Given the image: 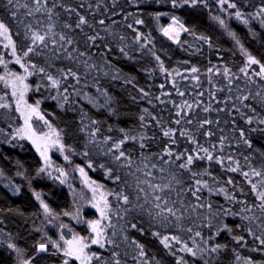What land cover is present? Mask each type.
Segmentation results:
<instances>
[{
  "label": "trees",
  "instance_id": "obj_1",
  "mask_svg": "<svg viewBox=\"0 0 264 264\" xmlns=\"http://www.w3.org/2000/svg\"><path fill=\"white\" fill-rule=\"evenodd\" d=\"M53 3L57 5L53 12L59 14L53 16L54 32L71 38L73 44L60 42L53 45L49 40L47 49L36 48L41 55L30 53L24 57L23 52L30 45L24 37V25L30 23L43 34L49 23L44 0H41L40 12H34L35 0H14L13 5L0 0V20L8 25L16 44V55L21 57V64L27 66L25 71L21 65L7 63L4 58L6 63L0 64V76L4 77L0 80V97L3 98L0 104L9 105L0 108V264H18L16 252L7 247L8 243L22 249L24 260L31 258V264H62L60 255L48 253L50 248L47 253H36L42 239L43 217L33 193H39L57 216L68 212L71 207L68 192L41 175L39 157L17 136V129H21L20 112L8 90L7 77L21 75L23 71L29 77L30 101L36 106V102H40L39 114L48 126L61 134L65 145L69 163L66 165L56 160L58 168L66 172L83 168L90 181L102 188L110 202L111 220H104L105 247L92 248V253L99 254L102 259H94L91 264H117V261L119 264H177L181 257L187 264H204L199 257L180 251L184 243L194 250L196 246L226 245L211 257L205 255L210 264H245L249 258L253 264H264V246L247 231L251 228L255 235L264 238V213L256 207L260 201L249 183L250 179L259 187L260 178L251 176V169H264V124L259 123L264 119V78L255 75L260 71L258 64L248 66L244 51L264 64V24L260 22L264 17L254 18L264 0H227L223 4L219 0H206L205 4L178 8L172 7L171 0H48L46 7H52ZM228 3H236L248 23L237 19L236 9L229 8ZM68 7L76 11L68 12L65 10ZM13 11L16 18L12 17ZM29 11L34 14L29 16ZM77 13L85 16L88 24L76 28ZM158 13L167 15H160L157 19ZM173 16L189 30L182 31L177 40L161 31L172 24ZM217 16L227 27L213 19ZM138 19L143 20V24H136ZM100 20L105 23L101 25ZM65 24L71 28H65ZM229 32H234L236 37ZM97 33L103 39L92 44L88 37ZM138 34H141L139 41L136 39ZM201 36L208 40L200 39ZM55 38L58 40V36ZM120 48H124L128 55L122 54ZM67 52L72 56L68 57ZM153 53L160 57L159 61ZM0 55L3 54L0 52ZM161 62L164 71H161ZM32 64L36 67H31ZM192 67L199 71L192 73ZM40 68L44 69L43 73L39 72ZM210 68L211 72L208 71ZM225 68L229 69L227 76L224 75ZM241 68H246V73L241 72ZM68 69L77 73L79 82L71 76L65 77ZM48 76L59 80V87L53 86ZM194 76L197 79H193ZM185 102L192 108H187ZM204 108L209 111L205 112ZM177 112L181 115L178 116ZM249 117L253 118L251 124L247 123ZM177 119L180 124L175 123ZM204 120L212 123L200 128ZM92 121L97 123L93 125ZM96 128L99 131L95 141L89 143ZM168 129L175 130L172 137L163 135ZM185 130L197 144L180 135ZM241 130L244 131L243 138ZM209 131L212 136L205 135ZM125 135L137 137L122 146L135 162L131 171L147 164L144 171L153 173V183H167L173 175L181 181V185H174L172 193V199L183 201L182 205H175L183 213L178 227L174 220L172 224L162 226L147 215L126 214L124 208L128 206L111 194L120 191L123 184L113 182L106 175L105 168L115 165L112 154L103 155L101 150L107 152L113 141H119ZM109 136L112 141L105 144L104 138ZM221 138L224 139L223 145ZM244 139L251 141V148L245 145ZM141 143L145 144L144 148L140 147ZM197 145L210 151L215 145L213 155L224 158V163L195 160L190 171L180 169L179 164L185 161L183 158L177 160L176 156L181 153L195 156ZM165 147L173 153L171 158L164 156L165 160H170L166 165L159 161ZM85 152L88 154L84 155ZM200 155L204 154L201 152ZM229 155L233 161H238V171L228 170L237 167L235 162L226 159ZM245 157H248L247 161ZM152 164L157 168L152 169ZM161 167L165 172L158 171ZM128 171L123 168L120 174L123 176ZM243 172H249V177L246 178ZM137 176L141 180L145 178L143 173H137ZM230 179L231 184L228 183ZM196 180L207 181L208 188L212 189L209 192L208 188H203L198 192L199 200L188 191L199 187ZM128 182L133 184L134 178L128 177ZM181 188L184 191L177 197L176 192ZM221 188L225 191H219ZM200 204L212 207L209 210L199 207ZM224 210L231 214L225 216ZM86 215L90 219L96 218L91 213ZM130 223H136L144 231L130 228ZM224 224L232 231L217 235V229ZM189 228L191 232L187 231ZM198 231L200 237L195 236ZM80 232L85 234L86 231L81 229ZM153 232H160V236H154ZM163 235H176L180 243L171 241L170 248H165L160 242ZM234 236H243L244 241L237 244ZM107 239L113 243H106ZM204 240H208V245ZM137 243L143 245L145 257L139 256Z\"/></svg>",
  "mask_w": 264,
  "mask_h": 264
},
{
  "label": "snow or ice",
  "instance_id": "obj_2",
  "mask_svg": "<svg viewBox=\"0 0 264 264\" xmlns=\"http://www.w3.org/2000/svg\"><path fill=\"white\" fill-rule=\"evenodd\" d=\"M48 0H44V11L47 13V19L49 21V23L47 24L46 28L43 30V34L41 32V30L38 27H33L32 24H25L24 28V37L26 40L30 41V45L27 47V50L23 52V56L24 57H28L30 53H35L36 55H41L42 53L40 52H36V48L42 46L43 48L47 49L48 48V41L50 40L51 43L53 45H56L60 42H64L68 45L73 44V40L71 38L66 37L63 33H55L54 32V28H55V24L52 22L53 21V16L54 15H59L58 13H54L53 9L57 6L55 3L52 4V7H46ZM133 2H135V0H133ZM206 0H171V5L173 8H178V7H183V6H189V7H194L197 4H205ZM219 2L221 4L226 3L227 0H219ZM7 3L9 5H13L14 4V0H7ZM35 4L36 7L34 9V12H40L42 5H41V0H35ZM25 7H27V5H25ZM81 7H83V5H81ZM228 7L232 8V9H236L235 11V17L237 19H241L243 20L244 23H248L247 19H244V14L241 12V10H239L237 8L236 3H228ZM68 12H75L76 10L68 7L65 9ZM33 11H29L28 15L31 16L34 14ZM16 12L13 11L12 12V17L16 18ZM78 15V23L75 25L76 28H81L83 25L88 24V20L85 16L83 15ZM157 15V19L159 18L160 15H167L166 13L164 14H156ZM260 17H264V5H262L261 7H259V9L256 11L255 13V17L254 18H260ZM213 19L217 20L219 22V24L221 26L227 27V25L225 24V21L223 19H221L219 16L217 17H213ZM261 24H264V19H261ZM22 23V22H21ZM99 23L101 25H103L105 23L104 20H100ZM136 24H143V20H136L135 21ZM175 24H179V21L176 17H172V25ZM172 25H169L168 27L162 28L161 31L163 32V34L165 36H168L170 39L173 38V33L175 32V29L173 28ZM65 28H71V25L69 24H65L64 25ZM129 27H131V25H129ZM179 27L182 31L184 32H188L189 30L187 28H185L183 26V24H179ZM229 35L233 36V38L236 37V34L234 32H229ZM58 36V40L55 38ZM0 37H3L5 39L8 40V44L5 45V47H11L12 50V55L16 57L15 62L17 64H20L21 67L25 68V71H27V66L24 64H21V57L16 55V44L15 42L12 40L10 34H9V27L8 25L3 21L0 20ZM98 39H103L102 37L99 36V34L97 33L96 35L90 36L88 37V40L92 42V44H95V42ZM123 39V38H121ZM137 41H139L141 39V34H138L136 37ZM200 39L207 41L208 38L201 36ZM236 43L239 44L240 41L237 39ZM107 47V46H106ZM141 47L143 48L144 45L142 44ZM242 50H243V46ZM110 51V49H109ZM245 51V55L247 56V62H248V66L252 65V64H258L260 66V71L255 73V75L257 76H261L262 78H264V64H261L259 60H257L254 56L250 55L247 53L246 50ZM120 52L122 54H124L125 56L128 55L127 52H125L124 48H120ZM68 57L72 56L71 52H67L66 53ZM80 55H84V53H81ZM153 55L155 56V53H153ZM156 60L159 61L160 57L159 56H155ZM6 62L4 61L2 55H0V64H5ZM31 67L35 68L36 65L32 64ZM160 68L161 71H164V67H163V63L161 62L160 64ZM199 70L196 67H192L191 68V72L192 73H196ZM209 72L212 71V69H208ZM241 72H245L246 73V68H241L240 69ZM39 72L43 73L44 69L40 68ZM229 74V69L225 68L224 69V75L227 76ZM65 77L67 76H71L73 78L77 79V82H79V78L77 76L76 72H73L71 69H68L67 73L64 74ZM48 79L52 82V85L55 87H59L60 81L57 79H54L52 76H48ZM193 79H197V77H193ZM0 80H4L3 76H0ZM24 81V77L22 76H16L15 79L11 82V87H12V95L13 96H17L18 92H19V97L20 99L23 98V94L24 91L27 90L28 85L23 83ZM229 83H231V81H229ZM161 87H163V85H161ZM65 91H67V89H65ZM141 92H143V89H141ZM145 96H147V93H144ZM180 95H183V93H180ZM202 95V93H201ZM0 99H3L2 97H0ZM66 99V97H65ZM157 99H159V97H157ZM243 99H248V97H243ZM39 101L36 102L37 106L33 107V106H28L31 111L27 114L21 112V114L24 116V120H25V125L27 126V129L30 130V125H29V120L31 118V115L33 113L37 112L38 109V105H39ZM185 106L189 109L192 108V105L187 104V102H185ZM9 105L8 104H0V108H8ZM17 111H20V102L19 100H17ZM145 111H147L145 109ZM204 111L207 112L209 111L208 108H204ZM254 111V110H253ZM177 115H181L180 112H177ZM40 119H43V117L41 116ZM140 119L143 121L144 117L141 116ZM253 122V118L249 117L247 119V123L251 124ZM93 125H95L97 123V121H92ZM176 124H180L181 121L180 119H177L175 121ZM188 123L190 124L191 121L189 120ZM212 123L211 120H204L202 123H200L199 127L203 128L205 125H210ZM260 124H264V119L259 120ZM99 131L98 128H96L92 133V140L89 141V143H93L95 141V137L97 132ZM123 131V130H121ZM25 132V129H17V134L20 135L22 133ZM175 133V130L173 129H168L166 131L163 132V135L165 137H172ZM181 136H187L192 143L197 144V141L192 137V135L188 132V131H181L180 132ZM205 135L207 136H212L213 133L211 131L206 132ZM240 136L243 138L244 137V131L241 130L240 131ZM29 139H32L31 136L28 137ZM129 139L131 140H136L137 137L132 136L129 137L128 135H125L122 139H120L119 141H113L111 144V147H109L107 149V152H103V150H101V153L103 155H108L109 153L112 154V158H113V162L115 167H107L105 168V165H100V167L105 168L106 171V175L113 180V182L115 183H121L123 184V187L121 188L120 191L118 192H114L111 193L112 195L115 196V198L117 199L118 202H121L123 205L128 206L124 208V212L126 214L128 213H132L135 212L138 215H147L151 221L153 222H158L160 225H165V224H172L173 220L176 223V226H179L180 221L183 218V213L181 212V208L176 207L175 205L177 204H183L182 200L179 199H172V193L175 191L174 185H181V181L175 176L173 175L171 177V179L167 182V183H163V184H158V183H153L152 182V177H153V173L151 171H147L145 172L144 169L148 167L147 164L144 165V168H141L140 166H137L135 171H131L132 166L134 165V160L132 159V155L131 153H126L124 150H122V146L126 143V141H128ZM143 139V138H141ZM47 143L45 144V151H40V146L37 145V150L40 151V155L42 157L45 158V160H47V156H46V149L49 145L51 146H59V149L61 151L64 150L65 145L63 143H61V138L59 136V134H57V137L55 140H51L50 138H46ZM109 141H112V137H105L104 138V143L107 144ZM34 144H36V140L32 141ZM172 143H175V141L173 140ZM221 145H223L224 143V139L221 138L220 141ZM244 143L245 145H247L249 148L252 147L251 145V141L248 139H244ZM141 148L145 147V144L141 143L140 144ZM198 147V151L196 152V155H186L185 153H181L180 155L176 156L177 160H180L181 158L184 159V163L179 164V168L180 169H186L190 171V166H192L194 164L195 160H203V159H207L208 161H213L215 160L217 163L223 164L224 163V158L222 157H217L213 155V151H215V145H213V151H210L209 148L203 147L201 145H197ZM203 153L204 155L201 156L200 153ZM88 153L85 152L84 155H87ZM164 156H167L169 158H171L173 156V153L171 152V150L167 147H165L164 149V154L162 156L159 157V161L161 164H168L170 163V160H165ZM65 159H68L67 156H65ZM143 159H149L147 157H144ZM226 159L229 162H235L237 164V167H233V168H229V171H238L239 170V163L238 161H233V157L231 155L227 156ZM245 160H248V157H245ZM89 167H91V164L88 165ZM123 168H127L129 169L128 172L124 173V175L122 176L120 174V170ZM152 169H156L157 165L156 164H152L151 165ZM40 172H44L45 169L41 168L39 170ZM79 171L81 172L82 175H85L84 173V169L80 168ZM158 171H160L161 173L165 172V168L161 167L158 169ZM137 173H143L144 174V179L141 180L139 176H137ZM19 174V173H18ZM246 178L249 177L250 173L249 172H243L242 173ZM195 175V173L193 174ZM251 176L254 177H259V187L257 183H253L250 179H249V183L251 184V189L252 191L255 193L256 198L260 201V203L258 205H256V207H258L261 211V213H264V169L262 170H257L255 168L251 169ZM128 177H132L134 178V183L130 184L128 182ZM64 181H61V183H63ZM228 183H232L231 179L228 181ZM195 184L199 187L195 188V190L193 189H188L189 192H191V195L196 197L197 200L200 199V197L197 195L198 192H200L203 188H208V184L207 181H201V180H196ZM100 187V186H98ZM125 189H128V191H125ZM209 192L212 191L211 188H208ZM17 192H19V188L16 189ZM183 188H181V190L179 192H176V196L179 197L181 192H183ZM219 191L224 192L225 189L221 188L219 189ZM96 192V189L93 188V193ZM143 194V195H141ZM36 199L40 200V204L44 210V212L46 214H48L50 212V209L48 207V205L46 203H44L43 200L40 199V194L37 193L36 194ZM101 200L103 201V207H99L98 205H94V207H97V210L100 213V219L98 220H93V221H87L89 227L91 228L92 233H94V238L91 239V244L94 245H99L101 248L105 247V243L102 242L105 240V229L104 227L101 226L102 221L104 220H111V205L110 202L108 201V199L106 198V196L104 194L101 195ZM141 200L143 201V203H141ZM199 207L203 208V207H207L209 210L211 209V205H204V204H200ZM185 211L187 209H184ZM193 211H195V208L192 209ZM178 213H180L178 215ZM67 214V213H66ZM225 216L230 215L231 213L228 210H224L223 213ZM244 219H250L249 217H244ZM254 219V217L252 218ZM209 227H211V223H209L208 225ZM62 227H66L63 226ZM129 227L132 229H136L137 231L143 232L144 229L142 227L138 228L136 223H130ZM239 227V226H238ZM187 231L191 232L192 229L189 228ZM222 231H228L231 232L232 229L228 227L227 224H224L221 228L217 229V235L222 232ZM249 232V234L253 235L254 238L259 242V244L261 246H264V238H261V236H257L255 235L254 232H252V229L249 228L247 230ZM154 236H160V232H153L152 233ZM113 235H115V233H113ZM196 237H200L201 233L198 231L195 233ZM61 240L64 241L63 246L57 242V241H52V240H48L47 243H39L38 246L36 247V253H42V252H48V244L50 243L55 249H57L58 251H62L64 257H66V259L63 260L62 264H69L70 259H75L77 261L80 262V264H91V262L95 259V260H101V256L97 253H92L91 255H89L85 249H87L89 247L88 243H85L84 237H76L74 236L73 239L71 240H64V237L61 236L60 237ZM211 239V237L209 238ZM233 239L237 242V244H240L242 241H244V237L243 236H234ZM171 241H175L176 243H180V238L176 235H163L161 237L160 242L163 244V246L165 248H170V242ZM205 245H208V240H204L203 241ZM106 243L108 244H112L113 240L111 239H107ZM135 243V242H134ZM193 244H195V241H193ZM8 248L10 249H14L18 255H21L23 250L18 248L16 244L14 243H8L7 245ZM136 247L139 249V256L140 257H145L146 253L144 251L143 245L140 244H136ZM227 247L226 245H220V244H216L214 246H208V247H199L196 246V250L193 249V247H189L187 243H184L183 247L180 249L181 252H186V253H190L192 257H199L200 259H202L204 261V264H210V260L205 258V255L207 254V256L211 257L212 254H216L218 252H220L223 248ZM254 250H259V249H254ZM237 259H239V257H237ZM21 264H31V258L29 259H25L21 262ZM117 264H119V262L117 261ZM177 264H187L186 261H184L183 257L179 258L177 261ZM245 264H253V262L251 261V259H247L245 261Z\"/></svg>",
  "mask_w": 264,
  "mask_h": 264
},
{
  "label": "rangeland",
  "instance_id": "obj_3",
  "mask_svg": "<svg viewBox=\"0 0 264 264\" xmlns=\"http://www.w3.org/2000/svg\"><path fill=\"white\" fill-rule=\"evenodd\" d=\"M172 26L175 29V32L173 33V38L171 39L177 40L182 34V30L176 24ZM6 44H8V40L3 37H0V47H1L0 52L3 54L2 57L5 59L7 63L17 64L15 62L16 57L11 54L12 53L11 47H5ZM16 76L24 77L23 83L28 85L27 90L24 91L22 99H20L19 97V92L17 96L12 95L16 109H17V100H19L20 102L19 112L21 118V129H25L24 133L20 135L17 134V136L20 139L27 142L39 157L42 166L41 168L45 169L44 172H41V175L44 178H48L54 181L59 187L64 188L68 192V195L71 198V207L69 211L66 212L67 214L64 213L61 216H57L51 210L48 214H46L40 204V200L36 199V193H33L36 202L41 208L42 217H43V224L40 228V232L42 236L41 243H47L48 240L50 239L52 241L59 242L63 246L64 241L60 239L61 236L64 237V240H71L73 239L74 236L84 237L85 238L84 242L89 244V247L85 249V251L89 255H91L92 248L97 247L99 245L91 244V239L94 238L95 234L92 233L91 228L89 227L87 221L100 219V213L97 210V207H94V205L103 207V201L101 200V195L102 194L105 195V193L101 187H98L97 184L90 181L85 171H84L85 175H82L81 172L79 171V168L69 169L68 172L62 170L61 168H58L56 164V160H59L66 165H68L69 163V159H65L66 156L65 149L61 151L59 149V146L49 145L46 149L47 160H45V158L40 155V151H45V144L47 143L46 138L55 140L57 134H59L62 143V137L61 134L55 128L48 126L43 119H40L41 115L39 114L38 109L36 113H33L31 115V118L29 120L30 130L27 129V126L25 125L24 116L21 114V112L27 114L31 111V109L28 106L36 107V105L30 101V99L32 100L31 97L32 90L29 86L28 74L25 71H23L21 75H14V74L8 75L7 86L10 93L12 94L11 82L15 79ZM29 136H31L32 139H29L28 138ZM33 140H36V144L32 142ZM37 145L40 146V151L37 150ZM61 181L64 182L61 183ZM93 188L96 189L95 193H93ZM40 199L42 200L41 196ZM86 213H91L95 215L96 218L90 219L87 217L89 215H86ZM62 225L66 227H62ZM101 226L104 227V221H102ZM81 229H84L86 231L85 234H82L80 232ZM48 248L51 249V251L48 253L52 252L53 254L60 255L62 257L61 258L62 262L64 259H66V257H64L63 255V252L55 249L50 243L48 244ZM44 253L47 252H42L38 254H44ZM16 256L18 259V264H21V262L24 260L23 255L22 254L18 255L16 252ZM71 262L80 264V262L75 259H70L69 264Z\"/></svg>",
  "mask_w": 264,
  "mask_h": 264
}]
</instances>
